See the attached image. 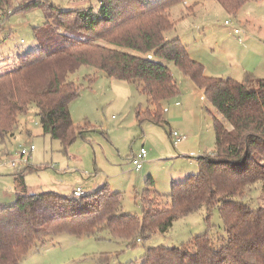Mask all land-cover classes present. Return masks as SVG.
I'll list each match as a JSON object with an SVG mask.
<instances>
[{"label":"trees","instance_id":"trees-1","mask_svg":"<svg viewBox=\"0 0 264 264\" xmlns=\"http://www.w3.org/2000/svg\"><path fill=\"white\" fill-rule=\"evenodd\" d=\"M181 1L98 0L97 9L90 5L67 11L47 0L21 5L17 12L45 8L47 21L34 29L36 49L18 59L16 70L0 75V139L12 137L19 117L35 105L44 134L65 149L71 146L82 133L70 110L81 87L70 76L82 67L100 70L109 79L138 84L148 99L146 109L136 111L140 125L161 126L170 137L165 104L179 97L181 90L171 69L154 59L172 62L204 91L222 117L211 113L215 152L198 157L199 173L186 179L190 186L177 198L204 186L205 196L198 206L206 210L208 224L213 211L220 212L224 228L213 237L210 227L204 234L209 250L217 254L210 264H231L226 250L236 240L237 228L246 229L245 221L249 227L258 224L250 232L251 239L238 245L240 260L242 264H264V252L255 245L256 241L264 243V79L252 73H246L243 81L208 77L204 65L193 59L178 37L167 39L174 29L171 8ZM216 1L236 16L245 4L261 0ZM11 4V0H0V14H6ZM33 171L37 169L29 166L24 173ZM146 184L141 198L143 215L137 217L123 211L120 193H112L108 184L91 194L71 197L57 192L29 193L22 180L15 203L0 207V264H23L33 248L52 244L59 234L96 239L108 235L136 247L155 234L167 233L181 212L160 206L162 197L155 192L151 177ZM231 205L239 211L232 225L224 220V211ZM246 213L256 217L246 218ZM197 242L149 247L142 264H182L186 257L199 255Z\"/></svg>","mask_w":264,"mask_h":264},{"label":"rangeland","instance_id":"rangeland-1","mask_svg":"<svg viewBox=\"0 0 264 264\" xmlns=\"http://www.w3.org/2000/svg\"><path fill=\"white\" fill-rule=\"evenodd\" d=\"M34 1L44 0H11V8L0 14V75L16 70L18 59L36 49L34 29L45 26L47 10L41 7L17 12L21 5ZM47 2L63 11L90 5L98 8V0ZM170 14L174 29L167 39L178 37L193 59L204 65L208 77L243 81L246 73H252L257 79H264V0L245 4L236 16L216 0H182L173 5ZM154 60L168 66L179 84L181 94L170 105L165 104L169 108L165 115L167 129L186 135V141L175 146L165 128L148 122L140 125L136 111L146 109L148 99L139 92L138 84L109 79L100 70L82 67L70 76L81 87L80 97L72 102L70 110L79 133L84 136L78 134L75 142L65 149L59 141L44 134L38 109L31 105L28 114L19 117L13 136L5 141L0 139V207L15 203L23 188L22 180L29 193L57 192L71 197L77 188L87 195L108 184L112 193H120L125 213L142 217L141 198L151 177L155 192L162 197L158 201L160 206L179 210L181 218L167 233L155 234L136 247L108 235L96 239L59 234L52 244L33 248L23 264H142L149 247L170 248L193 240L198 241L199 255L186 257L182 264H210L217 257L209 250L204 234L210 227L213 237L224 228V221L215 209L208 224L206 210L198 206L205 196L204 186L185 191L180 199L177 195L190 186L186 179L199 173L198 157L214 154L212 114L222 117L204 91L174 63ZM32 145L36 150L30 156H21V151ZM142 148L148 155L137 172L133 159ZM29 166L37 171L25 174ZM255 197L253 194V209ZM224 212L228 224L239 219V211L232 205ZM246 214V218L256 217L254 213ZM247 224V221L243 224L246 229L237 228L236 240L232 239L230 249L226 250L231 264H242L238 245L250 240V232L257 230L254 227L258 222L252 228ZM255 245L262 249L260 253L264 252V243L256 241Z\"/></svg>","mask_w":264,"mask_h":264},{"label":"built area","instance_id":"built-area-1","mask_svg":"<svg viewBox=\"0 0 264 264\" xmlns=\"http://www.w3.org/2000/svg\"><path fill=\"white\" fill-rule=\"evenodd\" d=\"M72 2H86L87 0H70ZM230 22L227 21L226 25H229ZM236 34H239V31H235ZM23 42V41H22ZM171 142L173 145L177 146L180 143H182L183 141H185L187 139L186 135H182L178 132H172L171 133ZM36 150L35 146H31L28 150L23 149L21 151V156L25 157V156H30L34 151ZM147 157V152L142 148L140 154L136 157H134L133 159V165L135 166V170L137 172H140L143 166L144 161L146 160ZM74 195L76 197H82L84 195L82 188H77L74 192Z\"/></svg>","mask_w":264,"mask_h":264},{"label":"crops","instance_id":"crops-1","mask_svg":"<svg viewBox=\"0 0 264 264\" xmlns=\"http://www.w3.org/2000/svg\"><path fill=\"white\" fill-rule=\"evenodd\" d=\"M53 1H54V0H53ZM190 55H191V54H190ZM205 70H206V69H205ZM177 98H178V97H177ZM177 98H176V99H177ZM176 99H175V100H176ZM173 101H174V100H173ZM173 101H171V102H173ZM168 105H170V104H168ZM166 109H168V110H169V108H168V107H166ZM168 110H166V112H168ZM186 140H187V139H186ZM186 140H185V141H186ZM147 155H148V154H147ZM145 161H146V160H145ZM145 161H144V163H145ZM104 185H106V184H104ZM102 186H103V185H102ZM102 186H101V187H102ZM99 188H100V187H99Z\"/></svg>","mask_w":264,"mask_h":264}]
</instances>
